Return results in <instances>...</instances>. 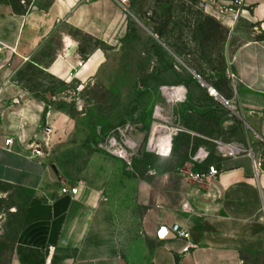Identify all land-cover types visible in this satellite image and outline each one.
I'll return each instance as SVG.
<instances>
[{"label": "crops", "instance_id": "obj_1", "mask_svg": "<svg viewBox=\"0 0 264 264\" xmlns=\"http://www.w3.org/2000/svg\"><path fill=\"white\" fill-rule=\"evenodd\" d=\"M0 1V68H9L1 61L9 54L16 61L46 57L42 47L58 37L60 48L49 55L47 64H37L59 76L72 72L70 65L76 58L82 61L78 40L62 26L113 44L128 32L125 12L138 15L136 9L117 0ZM10 1L30 6L19 12ZM183 1L203 5L208 14L234 32L247 27V38L230 63L235 75L233 99L245 123L264 141V0ZM215 1L238 2V15L218 14ZM103 59L104 52L95 50L82 61L79 75L96 69ZM7 80L4 83L8 84ZM6 90H1L3 99L24 95L16 89L13 93ZM193 102L173 104L182 110L190 108L188 112L193 114L196 108L201 109ZM158 107L164 109L165 117L170 116L160 103L146 109L139 124H129L135 149L144 144L152 120L154 127ZM176 125L183 130L174 135L172 167L159 164L144 170L143 175L126 174V169L136 170L138 163L134 164L133 158L132 167H128L116 157L107 181H78L22 149L20 140L30 131L22 130L19 122L7 124L0 131V196L7 195L3 187L29 194L19 203L28 208V218L9 264H264V163L253 145L232 142L244 151L223 156L216 140ZM8 138L13 139L12 145L7 144ZM198 149L209 151L206 162L193 159ZM184 151L190 153L188 158L180 156ZM210 164L219 170L216 177L207 181L192 175L207 172ZM65 185L79 187L78 194L63 193ZM126 222L128 232L122 234L120 228L125 229L121 225ZM133 222H138L137 226H131ZM174 224L189 231V238L175 236Z\"/></svg>", "mask_w": 264, "mask_h": 264}, {"label": "rangeland", "instance_id": "obj_2", "mask_svg": "<svg viewBox=\"0 0 264 264\" xmlns=\"http://www.w3.org/2000/svg\"><path fill=\"white\" fill-rule=\"evenodd\" d=\"M10 2L19 12L30 6ZM129 6L138 15L125 12L128 21L124 27L128 32L113 44L62 26V30L70 31L78 40L80 60H87L97 49L104 52L101 64L82 77L78 73L83 63L78 61L79 57L70 65L72 72L67 76L54 75L38 66V62L47 64L49 55L60 48L58 37L42 47L47 58L28 56L22 62L10 54L1 58L9 68H0V131L7 124L19 122L22 130L30 131L19 143L26 152L54 164L63 176L78 181H107L118 157L104 146L109 135L118 127H129L130 133V123L139 124L146 109L162 103L170 113L166 114L169 128L181 124L212 140L247 146L250 143L264 163V141L248 127L239 111L233 114L209 97L197 77L201 76L224 97L233 99L230 63L236 48L247 38L244 36L247 27L234 32L197 2L134 0ZM214 6L218 14L233 18L239 10L236 1L228 4L215 1ZM5 78L8 84L4 83ZM177 85H185L186 100L192 99L201 109L196 108L192 114L188 112L190 108L178 109L168 102L161 86ZM2 89H8L9 93L16 89L24 95L3 99ZM158 110L164 112L162 107ZM152 128L153 120L144 144L135 149L134 164L139 166L134 171L126 169V174L143 175L153 165L168 168L174 165L172 152L161 155L155 151L157 148L149 146ZM199 142L214 144L206 139ZM189 155L184 151L180 156ZM2 190L7 195L0 196V264H9L28 218V208L19 203L27 200L29 194L11 187ZM135 223L131 226H137L138 222ZM127 225L128 222L122 223L125 227L120 228L122 234L128 232Z\"/></svg>", "mask_w": 264, "mask_h": 264}, {"label": "built area", "instance_id": "obj_3", "mask_svg": "<svg viewBox=\"0 0 264 264\" xmlns=\"http://www.w3.org/2000/svg\"><path fill=\"white\" fill-rule=\"evenodd\" d=\"M121 5L123 6H127L130 4V2L132 0H117ZM239 13V10H238ZM235 14V15H238ZM233 77H235L234 74H232ZM197 77L199 78V81L201 83V85L206 88V90L208 91L209 95L212 96L215 100L219 101L224 107H226L227 109H229V111L233 114H237L238 108H237V104L236 101L234 99H230V98H226L224 97L217 88H215L213 85L209 84L207 81H205L201 76L197 75ZM184 86L186 88L185 85H177V86H161V92L164 96H166L164 93L165 91H171V92H178L179 90H181L180 88ZM186 93L179 96H176L175 99L172 100V102H182L186 100V96H187V88H186ZM167 97V96H166ZM169 99V98H168ZM169 118L165 117V118H161L155 115V122H162L163 124H165L166 126H168L166 123L168 122ZM154 122V124H155ZM169 127V126H168ZM173 129H175L174 135H176L178 132H180L181 130H183V127L180 125H176V127H173ZM129 133V127L126 128H121L118 127L111 135H109L106 144L104 145L106 147V149L115 154L116 156L122 158L126 163L128 167H132L133 164V158H134V154H135V148L133 146H131L130 143V138L128 136ZM174 135L172 138V143H173V139H174ZM151 137V135H150ZM150 139V138H149ZM7 144L12 145L13 144V139L12 138H8L7 139ZM103 146V145H102ZM216 147L217 150L219 151V153L223 156H237L239 154H241L244 149L234 143H223L220 141H217L216 143ZM172 152V149H170L168 151V154L165 155H170ZM159 153V152H158ZM161 155H164L162 153H159ZM210 157V153L209 151L205 150V149H198V151L193 155V159L195 161H200V162H206ZM219 174V170L217 169V167L215 165L210 164L208 166V171L205 173H195L192 174L195 178L200 179V180H211L212 178L216 177ZM63 193L65 194H71V195H77L79 192V187H73L70 185H65L62 188ZM185 207H187V205H185ZM172 231L175 234V236L183 238V239H188L190 234L189 231H187L186 229L180 227L177 224H174L172 226Z\"/></svg>", "mask_w": 264, "mask_h": 264}, {"label": "bare ground", "instance_id": "obj_4", "mask_svg": "<svg viewBox=\"0 0 264 264\" xmlns=\"http://www.w3.org/2000/svg\"><path fill=\"white\" fill-rule=\"evenodd\" d=\"M178 92H171V91H165V95L169 98V100L175 99L176 96L185 94L184 86L180 88ZM156 116L165 118L164 112L161 110L156 111ZM175 129L169 128L162 122H155L153 132L151 134V137L149 139V146L155 147L158 150H155L162 154H168V151L173 148L172 138L174 135Z\"/></svg>", "mask_w": 264, "mask_h": 264}, {"label": "water", "instance_id": "obj_5", "mask_svg": "<svg viewBox=\"0 0 264 264\" xmlns=\"http://www.w3.org/2000/svg\"><path fill=\"white\" fill-rule=\"evenodd\" d=\"M53 169H54L55 171H57L55 165H53Z\"/></svg>", "mask_w": 264, "mask_h": 264}]
</instances>
